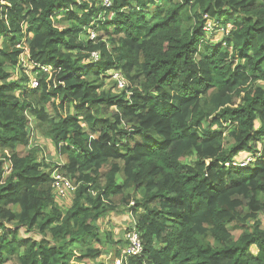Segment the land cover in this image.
<instances>
[{
  "label": "trees",
  "instance_id": "obj_1",
  "mask_svg": "<svg viewBox=\"0 0 264 264\" xmlns=\"http://www.w3.org/2000/svg\"><path fill=\"white\" fill-rule=\"evenodd\" d=\"M110 1L0 0V264H105L114 211L144 247L127 264H264V0Z\"/></svg>",
  "mask_w": 264,
  "mask_h": 264
},
{
  "label": "rangeland",
  "instance_id": "obj_2",
  "mask_svg": "<svg viewBox=\"0 0 264 264\" xmlns=\"http://www.w3.org/2000/svg\"><path fill=\"white\" fill-rule=\"evenodd\" d=\"M80 1L83 2V1H88V0H80ZM212 33L213 32H207L208 38L212 39L214 42L218 41L222 38L221 35H217V34L212 35ZM22 59L25 60V58H22ZM11 72L13 73L12 78L14 80H17L21 77V72H20L19 68H14V70H11ZM25 74L30 77L31 81L34 79V76L29 75V72H27ZM31 81H30V84H31ZM113 82H114L113 79L109 80L107 88L112 87ZM114 90H117V89H114ZM29 129H30V131H33L32 146H35L38 149H40V159L44 158L45 162L50 166L55 165V164L63 165L65 160L59 158L55 154V151H54V148H53L51 142L46 140L42 135H40L38 133V131L35 130V123L33 121H31ZM42 129L44 130V129H46V127L43 126ZM237 159L239 161L243 160L241 157H238ZM122 181H123V176L119 175L118 182L122 183ZM129 194L133 195V191L129 192ZM139 195L140 194H138V196ZM72 198H73V196L71 194L65 199H57L56 201L59 203V205L62 208L66 209V208L70 207ZM131 203H132V201H131ZM115 204L119 206L122 203H121L120 199H116ZM262 221H263V225H264V218H262ZM133 222H134V218L130 215V213H128L126 211H124V212L123 211H114L111 215H109V217L106 220L101 221L99 223V225L101 227L102 232L111 230V231H113L117 240H119L120 238H122V239L125 238L126 229ZM243 231H244V228L241 226V224H236L235 226H233L231 234L234 238H238L242 234ZM26 235L27 234L24 233V230H22L21 237H26ZM28 236L33 237L35 240L41 238V237L37 236L36 234H30ZM113 251L114 250H111V251L107 250L106 252L109 253V255L102 256L100 258V261H102L105 264H112V261L115 258ZM8 264H17L16 257H14V258L11 257L8 260Z\"/></svg>",
  "mask_w": 264,
  "mask_h": 264
},
{
  "label": "built area",
  "instance_id": "obj_3",
  "mask_svg": "<svg viewBox=\"0 0 264 264\" xmlns=\"http://www.w3.org/2000/svg\"><path fill=\"white\" fill-rule=\"evenodd\" d=\"M103 6L105 8H110L111 6V1L110 0H102ZM215 27L212 25L211 22H208L205 26V32H214ZM218 33L224 32L223 29H219L217 31ZM89 36L91 40L96 39V34L92 31L89 32ZM22 58H25L23 60ZM29 58V52L25 48L24 53L21 56V64L22 65H27V60ZM92 58L95 62H97L100 59L99 53H93ZM27 69V66H26ZM43 71L49 72L48 69H44ZM114 80L117 82V87L119 90H123L126 88L127 83L123 79V77L119 73L113 74ZM31 88L35 89L38 87V81L34 77V79L31 81L30 84ZM252 158L250 156L245 157L242 161H240V166L244 167L248 165L251 162ZM52 179H53V192L55 194L56 200L57 199H65L69 195L75 193L78 185L74 183L69 177H66L63 175V173L60 171V169H55L52 173ZM133 204V203H131ZM125 246L122 248L121 254L119 257H116L113 259L112 264H127V261L131 257H139L143 253V244L141 237L135 227V222H133L132 228L125 233Z\"/></svg>",
  "mask_w": 264,
  "mask_h": 264
}]
</instances>
